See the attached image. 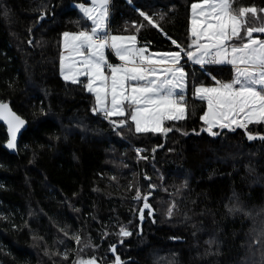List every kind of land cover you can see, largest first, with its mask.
<instances>
[{
    "label": "trees",
    "instance_id": "obj_1",
    "mask_svg": "<svg viewBox=\"0 0 264 264\" xmlns=\"http://www.w3.org/2000/svg\"><path fill=\"white\" fill-rule=\"evenodd\" d=\"M197 1L109 0L111 29L187 48ZM88 2L0 0V99L29 121L13 152L0 123V264H117L115 243L120 264H264V123L200 131L207 104L193 95L233 68L185 65L186 116L137 132L61 73L63 34L90 29Z\"/></svg>",
    "mask_w": 264,
    "mask_h": 264
},
{
    "label": "snow or ice",
    "instance_id": "obj_2",
    "mask_svg": "<svg viewBox=\"0 0 264 264\" xmlns=\"http://www.w3.org/2000/svg\"><path fill=\"white\" fill-rule=\"evenodd\" d=\"M91 3V8L81 6L84 16L92 22L91 30L63 34L65 48L77 53L81 59L75 63L82 65L81 68L69 66L66 70L74 75L64 78L79 83L77 75L87 77L85 87L95 93L99 105L94 110L104 112L106 117L128 116L137 132L170 131L163 129L161 122L182 119L186 111L183 96L186 74L179 66L181 52L153 59L156 54L145 55L146 49L127 43L134 42L135 36H110L106 31L108 0H91ZM192 13L195 51L184 52V55L201 65L231 64L236 73L231 82L219 87L195 89L199 98L207 102L208 111L202 117L208 125L206 130L217 135L213 127L246 128L250 123L264 121V39L254 36L264 34V22H261L264 9H234L233 0H202L192 5ZM145 18L154 23L151 17ZM255 24L259 26H252ZM97 35L104 38L97 42ZM106 48L111 49L122 64H108ZM161 64L171 66L160 67ZM105 67L110 75L105 74ZM126 105L131 110L128 113ZM0 119L8 122L11 139L7 146L14 148L16 132L24 121L3 102H0ZM125 122L122 120L121 125ZM149 124L153 127H148ZM254 138L249 136V139ZM144 199L146 201L147 197ZM148 207L145 203V208ZM121 231L125 236L130 234ZM76 239L79 241V237ZM78 264H95V261H79ZM117 264H120L118 257Z\"/></svg>",
    "mask_w": 264,
    "mask_h": 264
},
{
    "label": "rangeland",
    "instance_id": "obj_3",
    "mask_svg": "<svg viewBox=\"0 0 264 264\" xmlns=\"http://www.w3.org/2000/svg\"><path fill=\"white\" fill-rule=\"evenodd\" d=\"M196 3H202V0L201 1H197V2H194L193 4H196ZM77 6L79 7L80 11L83 13L82 11V8L81 6L83 7H86V8H91L93 7L92 3H91V0H89L88 3H79L77 4ZM264 9V8H262ZM109 0H108V5H107V19H106V31L107 33L110 35V36H119V37H131V36H135L134 34H129V33H122V32H118L116 31L114 28L111 29V24H110V16H109ZM192 18H193V13H192V7H191V35H192ZM261 22H264V16H261ZM90 29L89 30H86V31H90L91 28H92V22L90 21ZM252 26H259V24H255V25H252ZM67 33H72V32H67ZM254 36L258 39H264V34H254ZM136 37V36H135ZM193 36H192V39H191V42L189 44V46L187 48H180V49H176V50H169V51H161V50H151V49H148L146 48V52H145V55H150V54H156L155 56H152L153 59H160L164 56V54H167V53H174V52H177V51H180L181 52V60L179 62V66H181L183 68V71L184 73L186 74V78H185V88H184V91H183V96H184V100L187 99V96H188V93L190 92L189 90V85H188V72H187V68L185 67L186 64H188L189 66H193V65H198V63H195L193 60H190L188 59L185 55H184V52H188V51H195V48L193 47ZM63 43H64V40H63ZM128 44H134V46L136 48H143L145 49L144 47H142L143 45H140V43L137 41V37L135 39V41H127ZM183 50V51H182ZM148 52V54H147ZM67 57V59H63ZM105 58L107 60V63L110 64V65H113V66H117V65H120L122 64V61L119 60V58L114 54V52L111 50V49H105ZM81 57L71 51L70 49H67L65 48V46H63V52H62V58H61V73L63 75V77H65V75H69V76H72L74 75L73 72H68L66 69L69 67V66H75V68H81L82 65L81 64H78V63H75L76 61L80 60ZM186 61H188V63H185ZM164 65L163 67H168V66H171L169 64H162ZM210 65H216L214 63H206V64H203V65H200L202 68H204L205 66H207V68L209 69V66ZM219 65H228V66H231L233 68V77L230 79V80H227V81H220L219 84L214 83V84H210V85H206V84H196L194 89H193V95L200 99L198 94H196L195 92V89L196 88H199V87H219L221 84H224V83H229L231 82L234 77H235V66L231 65V64H227V63H222V64H219ZM161 67V66H160ZM104 72L106 75H110V70L105 67L104 68ZM85 76H79L77 75V79H81V78H84ZM87 79V77H85ZM69 80H72V79H69ZM88 81V79H87ZM93 93V92H92ZM95 95V93H94ZM96 97V95H95ZM206 102V101H205ZM207 104V102H206ZM96 107L97 109L99 108V105L97 104V100H96ZM186 108V106H185ZM125 111L126 113L130 112L131 110L129 108H127V105L125 107ZM208 111V107H207V110L206 112ZM205 112V113H206ZM205 115V114H204ZM203 115V117H204ZM186 116V111H185V114H184V117ZM204 121V119H203ZM167 122V119L163 120L160 124V126L164 129V126H165V123ZM264 123V121H261ZM135 125V123H134ZM148 127H153L152 124H149ZM208 127V125L206 124V122L204 121L203 125H202V128L200 131L202 130H206ZM135 128H136V125H135ZM233 128H236L235 125H233ZM214 129V127H213ZM212 129V131L214 132V130ZM207 131V130H206Z\"/></svg>",
    "mask_w": 264,
    "mask_h": 264
},
{
    "label": "water",
    "instance_id": "obj_4",
    "mask_svg": "<svg viewBox=\"0 0 264 264\" xmlns=\"http://www.w3.org/2000/svg\"><path fill=\"white\" fill-rule=\"evenodd\" d=\"M0 102H3V103H6L9 108L11 109V112L15 113L16 116H18L20 119H22L24 121V124L22 127L19 128V130L16 132V139H15V147L14 148H9L7 145H8V142L9 140L11 139V133L9 132V127H8V122L4 119H0V123L3 124L5 127H6V130H7V135H8V138H7V141L5 142V148L7 150H9L10 152H13L17 149L18 145H19V141L21 139V136L22 134L24 133V131L28 128L29 126V121L27 120V118H25L24 116H22L21 114H19L13 107L12 105L7 102V101H4V100H1L0 99ZM165 140L166 138H164V141L156 146L154 149H153V158H155V155H156V151L161 149L164 144H165ZM117 243H115L112 248H111V252L114 254L115 258H116V261H117V257H118V254L116 252V249H117ZM114 249V251H113Z\"/></svg>",
    "mask_w": 264,
    "mask_h": 264
},
{
    "label": "built area",
    "instance_id": "obj_5",
    "mask_svg": "<svg viewBox=\"0 0 264 264\" xmlns=\"http://www.w3.org/2000/svg\"><path fill=\"white\" fill-rule=\"evenodd\" d=\"M103 38H104L103 35H97V36L95 37V39H96L97 42H100ZM136 150H137V152H138L139 154H143V150H142L141 147H137Z\"/></svg>",
    "mask_w": 264,
    "mask_h": 264
},
{
    "label": "crops",
    "instance_id": "obj_6",
    "mask_svg": "<svg viewBox=\"0 0 264 264\" xmlns=\"http://www.w3.org/2000/svg\"><path fill=\"white\" fill-rule=\"evenodd\" d=\"M193 5V4H192ZM192 5H191V7H192ZM79 8V7H78ZM80 10V9H79ZM82 13V12H81ZM83 14V13H82ZM84 15V14H83ZM190 27H191V17H190ZM190 31H191V29H190ZM72 33H77V32H72ZM192 36V35H191ZM142 47H144L145 49L146 48H148V49H150L149 47H147V46H145V45H143ZM169 51V50H168ZM147 54H148V52H147ZM185 63H188V61H186ZM222 64V63H221ZM186 65H188V64H186ZM198 65H201V64H198ZM216 65H219V64H216ZM159 66H161V67H163L164 65H159ZM88 82V81H87ZM94 94V93H93ZM185 101V100H184ZM216 127H218V126H216ZM216 127H214V129L216 128Z\"/></svg>",
    "mask_w": 264,
    "mask_h": 264
},
{
    "label": "bare ground",
    "instance_id": "obj_7",
    "mask_svg": "<svg viewBox=\"0 0 264 264\" xmlns=\"http://www.w3.org/2000/svg\"><path fill=\"white\" fill-rule=\"evenodd\" d=\"M151 204V203H150ZM129 229V228H128ZM121 233V232H120ZM120 233H118V234H120ZM119 236V235H118Z\"/></svg>",
    "mask_w": 264,
    "mask_h": 264
}]
</instances>
